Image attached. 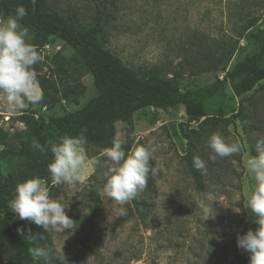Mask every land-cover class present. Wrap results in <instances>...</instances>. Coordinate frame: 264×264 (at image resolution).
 Here are the masks:
<instances>
[{
    "label": "rangeland",
    "instance_id": "374dc122",
    "mask_svg": "<svg viewBox=\"0 0 264 264\" xmlns=\"http://www.w3.org/2000/svg\"><path fill=\"white\" fill-rule=\"evenodd\" d=\"M37 1L43 10L56 12L82 27L93 24L102 11L109 49L135 71L158 72L175 79L182 91L224 78V71L201 73L195 68L206 64H196L202 50L199 46L207 40L215 46L226 42V36L239 26L238 11L251 5L250 0ZM261 14L254 28L240 37L242 49L233 57L229 70L258 50L259 43L252 35L264 30V11ZM9 16L13 15L2 14L0 20ZM41 39L29 34L34 45ZM37 48L43 56L34 66L42 100L25 110L10 112L0 95L3 174L14 165L31 136L28 118L49 125L52 117L83 108L95 92L92 77L80 66L71 47L49 37ZM241 80L229 81L214 98L206 100L208 117L214 122L204 127L189 123L182 107L169 112L148 108L135 114V138L128 154L137 146L150 147L151 161L159 166L155 193L140 191L123 205L109 198L103 191L107 157L97 145L85 146L82 178L75 185L44 181L50 198L69 205L67 215L77 225L72 235L71 230L60 233L43 228L62 264H240L245 250L237 247V237L243 235L245 221L252 215L247 199L255 187L246 161L257 155L255 145L264 139V80L249 93L242 92ZM42 81L45 88L40 85ZM117 128V139L124 142L125 130L120 125ZM216 132L227 143H240L241 150L230 157L211 159L215 154L208 140ZM188 155L205 161L206 171L201 170L204 189L190 172ZM92 158L101 165L93 168ZM135 201L144 205L141 212ZM198 204L212 205V217ZM122 211L125 214L121 215ZM2 218L0 214V221ZM9 221L25 242L40 245L39 238L30 236L35 223L20 219L11 207Z\"/></svg>",
    "mask_w": 264,
    "mask_h": 264
},
{
    "label": "trees",
    "instance_id": "16d2710c",
    "mask_svg": "<svg viewBox=\"0 0 264 264\" xmlns=\"http://www.w3.org/2000/svg\"><path fill=\"white\" fill-rule=\"evenodd\" d=\"M247 1V0H246ZM250 7L238 11V28L233 34H228L226 42L215 46L216 43L204 41L199 48L200 57L196 64L205 61L204 66H192L201 73L224 71V78H217L216 82L197 89L182 91L175 79H167L161 73L135 71L121 57L108 47L109 38L105 33V17L102 11L95 22L88 27L78 26L61 17L58 13L43 10L37 0H0V15H15L17 6L23 5L27 10L20 23L28 28L29 34L42 38L35 40V44L42 47L49 37H56L74 50L80 66L89 74L94 83L95 92L89 102L74 112L62 117H52L49 125L28 118L31 136L17 154L14 165L7 174L0 171V264H62L59 254L50 248L48 234L42 226H33L31 237L38 234L40 245L24 241V238L15 233L9 221L10 201L18 183L33 177H39L49 182L52 177L48 165L52 162L51 152L41 154L31 147L33 141L47 146L59 142L63 136L75 137L83 129L88 145H97L101 150L111 147L114 138L117 139L118 126L125 130L126 140L124 150L130 152L135 138L133 118L138 111L154 108L169 112L179 107L185 111L189 123H200L204 127L213 121L208 117L205 102L214 98L231 80L241 78V90L249 93L264 80V30L253 34L259 43L257 51L249 54L229 70L235 54L242 49L240 37L254 28L264 11V0H250ZM215 42V41H214ZM178 76V74H177ZM175 77V76H174ZM42 88L45 83L40 82ZM181 134L190 144L189 137L181 128ZM4 138L0 131V144ZM191 148V145H190ZM196 155L186 156L190 172L193 174L199 188L204 189L203 173L195 168L193 158ZM152 167H156L150 160ZM157 178L149 173L146 188L147 193H155ZM138 212L144 205L135 201ZM136 209V210H137ZM143 216V215H142ZM255 216L252 214L245 221L243 235L248 230H255ZM45 247L50 251L48 258L34 254L33 249ZM240 264H250L249 253L244 251L240 257Z\"/></svg>",
    "mask_w": 264,
    "mask_h": 264
},
{
    "label": "clouds",
    "instance_id": "9594fccd",
    "mask_svg": "<svg viewBox=\"0 0 264 264\" xmlns=\"http://www.w3.org/2000/svg\"><path fill=\"white\" fill-rule=\"evenodd\" d=\"M27 14L25 7L19 5L14 16L0 20V95L5 97L10 112L25 110L42 100L34 66L43 60V56L37 46L29 42L28 28L20 23ZM86 131L83 129L75 137L63 136L59 142L47 146L33 141L31 147L41 154L51 152L52 162L48 165V171L55 184L75 185L82 178L80 173L85 166ZM208 146L215 154L211 159L216 156L230 157L241 150L240 143H227L219 132L210 136ZM255 151L257 155L250 156L246 161L247 171L255 181V187L247 199V208L255 216L258 227L238 236L237 247L249 253L250 264H264V139L257 141ZM103 155L107 157L105 164L108 167L103 191L120 205L143 191L149 173L155 175L158 171V165L154 168L150 164L153 152L149 146H137L130 154H126L124 142L114 138L111 147L103 150ZM193 163L198 170L206 171L202 158L194 157ZM90 164L95 168L101 165V161L92 158ZM198 206L205 215L212 217V205ZM10 207L20 219L43 226L45 230L60 233L71 230L69 235H72L77 228L76 222L67 215L69 205L50 198L49 188L39 177L17 184ZM38 238V234L32 237L33 240ZM33 251L39 257L48 258L50 255L45 247Z\"/></svg>",
    "mask_w": 264,
    "mask_h": 264
}]
</instances>
